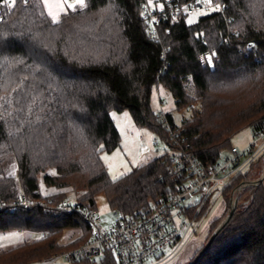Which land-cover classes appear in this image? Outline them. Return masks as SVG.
Wrapping results in <instances>:
<instances>
[{
    "label": "trees",
    "instance_id": "1",
    "mask_svg": "<svg viewBox=\"0 0 264 264\" xmlns=\"http://www.w3.org/2000/svg\"><path fill=\"white\" fill-rule=\"evenodd\" d=\"M72 1L55 22L42 0L0 4V232L34 234L1 248L0 264H32L88 240V219L54 207L66 190L88 209L102 195L125 221L180 182L168 171L166 153L115 179L100 158L119 145L112 110L127 109L135 124L165 142L168 129L150 105L154 85L171 95L174 109L189 111L179 124L170 112L164 117L188 138L203 167L230 150L235 134L264 123V0H220L223 13L212 10L191 23L184 10L158 16V41L140 16L145 2L153 10H174L215 0ZM206 50L212 63L204 65ZM263 172L258 159L237 180L258 181ZM39 176L59 191L42 195ZM20 189L33 204H10ZM226 206L209 223L210 233L228 215ZM66 229L79 234L62 243ZM194 264H264L262 180L240 190L231 216Z\"/></svg>",
    "mask_w": 264,
    "mask_h": 264
},
{
    "label": "built area",
    "instance_id": "2",
    "mask_svg": "<svg viewBox=\"0 0 264 264\" xmlns=\"http://www.w3.org/2000/svg\"><path fill=\"white\" fill-rule=\"evenodd\" d=\"M209 5L202 7L209 6L223 13L220 0ZM195 8L190 5L174 10H153L145 2L140 16L149 23L152 39L158 41L155 24L158 16L173 14L178 10L192 14ZM254 47L252 43L250 48ZM209 55L208 50L201 53L202 64H208ZM165 65L166 61L162 69H165ZM157 115L168 129L164 142L169 150L165 152L169 163L168 171L170 175L180 177V182L168 194L161 196L156 204L139 210L131 220L119 219L106 227L99 223L96 209L85 208L67 199L61 200L54 207L62 211L77 212L88 219L92 226L90 237L76 247L62 250L32 264H147L145 261L151 257L157 259L149 264H164L179 252L212 204L220 197L224 199L227 189L231 187L227 203L229 209L233 210L240 190L246 185L258 184L257 180L237 179L256 160L264 157V123L251 130L250 140L242 148L232 145L228 155L214 165L203 167L191 152L188 138L179 130L170 128L164 113L159 112ZM153 144H158L157 138H153ZM193 197L197 199L192 201ZM33 203L24 193H20V198L10 204L28 207ZM166 247L171 248L167 254L163 253Z\"/></svg>",
    "mask_w": 264,
    "mask_h": 264
},
{
    "label": "rangeland",
    "instance_id": "3",
    "mask_svg": "<svg viewBox=\"0 0 264 264\" xmlns=\"http://www.w3.org/2000/svg\"><path fill=\"white\" fill-rule=\"evenodd\" d=\"M68 3L75 4L72 0H67V3H64V0H49L47 6L44 3L43 4L48 14L50 15L51 13V18L53 19L54 15L57 19L59 14L68 8ZM209 6L195 8L192 14H188L186 16L187 22H194L199 16L211 12L213 9ZM150 105L155 114H158L159 112H170L172 114L173 122L175 124H179L181 119L189 116V111L186 109H183L181 111H177L176 109H174L173 98L160 85L153 86L150 97ZM110 115L120 135L119 145L111 150L102 151L100 153V158L111 179H114V177L117 178L131 171L133 168L141 164L147 163L150 159L169 151L164 141L161 140L159 135L156 134L153 130L149 129L146 126H138L137 124H135L127 109H122L120 111L112 110L110 112ZM250 133L251 128L242 129L240 132H238L231 138V144L233 146H236L237 148H242L245 144L249 142ZM153 138H157V145L153 144ZM224 154L222 158L228 155L229 151H226ZM260 163L262 164V166H264V157L260 158ZM14 175L17 176V172H15ZM38 182L39 189L42 195L44 196L51 195L59 191L51 187H46L42 183L41 176H39ZM262 183L264 186V177L262 178ZM20 192L22 193V189H20ZM62 196L72 202L76 198L74 193L70 190H66V194H63ZM196 199V197H193L192 201H195ZM95 201V209L97 214L99 215V223L102 226L106 227L107 225L115 222L116 220H119L120 215L112 212L109 209L102 195H98ZM225 206L226 203L224 202V199L222 197L217 199L215 203H213L210 207L206 216L197 226L195 232L187 239L186 243L179 250V252L164 264H185L186 262H188L195 253V251L205 242L207 236L209 234H212L215 228H217L220 223L223 222L227 217L226 215L218 219L214 226V230L212 231V233H210L213 226L209 223L215 217L221 216V214L224 212ZM226 209L230 211L228 203ZM78 234L79 231L77 229H66L63 232L60 241L62 243L69 242ZM33 235L34 234H29L27 231L21 232L18 230L0 232V249L9 248L27 238L29 239L33 237ZM170 250V247H166L163 250V253L167 254ZM98 259L99 258H97V260ZM155 259H157V257L148 258L145 263H152L153 261H155Z\"/></svg>",
    "mask_w": 264,
    "mask_h": 264
},
{
    "label": "snow or ice",
    "instance_id": "4",
    "mask_svg": "<svg viewBox=\"0 0 264 264\" xmlns=\"http://www.w3.org/2000/svg\"><path fill=\"white\" fill-rule=\"evenodd\" d=\"M17 2H18V0H0V4H4V5L8 6V7L14 6ZM24 2L27 3V0H24ZM42 2L47 6L48 3H49V0H42ZM206 2L211 3V0H206ZM64 3H67V0H64ZM76 3H78L80 5H83L84 4V0H76ZM67 6L69 8H72L74 5L71 4V3H68ZM218 7H219V5H217V8ZM50 15H51V13H50ZM55 21H56V16L53 15V22H55ZM189 22H191V21H189ZM207 62L209 64H211L212 63V57H209ZM114 179H115V177H114Z\"/></svg>",
    "mask_w": 264,
    "mask_h": 264
},
{
    "label": "water",
    "instance_id": "5",
    "mask_svg": "<svg viewBox=\"0 0 264 264\" xmlns=\"http://www.w3.org/2000/svg\"><path fill=\"white\" fill-rule=\"evenodd\" d=\"M264 177V173L263 175L258 179V182H261L262 178ZM233 210H230L227 217L225 218V220L222 223H225V221L231 216ZM219 229V226L214 230V232L211 234V236L209 237V239L207 240L206 244L204 245V247L202 248L201 252L195 257V259L190 263V264H194L197 259L200 257V255L205 251V249L208 247L213 235L217 232V230Z\"/></svg>",
    "mask_w": 264,
    "mask_h": 264
}]
</instances>
